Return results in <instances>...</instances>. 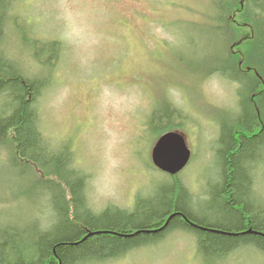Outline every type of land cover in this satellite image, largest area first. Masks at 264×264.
Listing matches in <instances>:
<instances>
[{
    "label": "rangeland",
    "instance_id": "374dc122",
    "mask_svg": "<svg viewBox=\"0 0 264 264\" xmlns=\"http://www.w3.org/2000/svg\"><path fill=\"white\" fill-rule=\"evenodd\" d=\"M208 3L8 0L1 47L23 75L48 81L37 100L41 130L54 146L69 145L72 166L87 176L84 193L93 210H130L137 195L169 183L150 158L156 138L148 117L161 101L180 111L192 159L178 176L197 195L194 200L201 199L213 177L218 121L236 108L234 84L193 68L194 59L213 48L206 36L214 12ZM231 3L237 12L239 0ZM36 40L59 41V48L51 56ZM6 153L0 152V226L49 217L43 191L11 167ZM255 174L252 199L264 208V165ZM196 249L190 234L172 231L156 244L100 264H205ZM222 264H264V255L244 248Z\"/></svg>",
    "mask_w": 264,
    "mask_h": 264
},
{
    "label": "trees",
    "instance_id": "16d2710c",
    "mask_svg": "<svg viewBox=\"0 0 264 264\" xmlns=\"http://www.w3.org/2000/svg\"><path fill=\"white\" fill-rule=\"evenodd\" d=\"M239 3L236 12L231 0H210L214 12L206 36L213 48L193 61L198 74L217 75L235 86L236 108L218 121L211 181L194 200L197 195L179 174L169 176L168 184L137 195L130 210L89 206L87 176L72 166L69 145L54 146L40 127L37 100L48 81L23 75L6 57L0 36V152H7L18 174L31 176L29 184L43 191L50 214L30 217L22 227L0 226V264H100L156 244L172 231L190 234L205 264H222L244 248L264 255V208L251 190L264 165V3ZM7 10L8 0H0V33ZM38 44L51 56L59 48L56 40ZM157 105L148 117L153 139L181 128L180 111L166 101Z\"/></svg>",
    "mask_w": 264,
    "mask_h": 264
},
{
    "label": "water",
    "instance_id": "95a60500",
    "mask_svg": "<svg viewBox=\"0 0 264 264\" xmlns=\"http://www.w3.org/2000/svg\"><path fill=\"white\" fill-rule=\"evenodd\" d=\"M189 154V149L178 132L163 134L151 150L152 162L170 174H175L186 164Z\"/></svg>",
    "mask_w": 264,
    "mask_h": 264
}]
</instances>
